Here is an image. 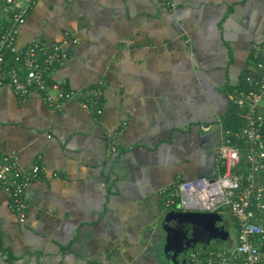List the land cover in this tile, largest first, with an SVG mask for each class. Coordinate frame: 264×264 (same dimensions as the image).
<instances>
[{
    "label": "crops",
    "instance_id": "1",
    "mask_svg": "<svg viewBox=\"0 0 264 264\" xmlns=\"http://www.w3.org/2000/svg\"><path fill=\"white\" fill-rule=\"evenodd\" d=\"M34 38L66 49L52 71L64 88L104 81L103 112L0 87V159L15 149L21 167L55 173L29 180L24 221L0 188L12 264H170L165 189L214 171L221 122L236 120L228 93L264 41V0H37L16 45Z\"/></svg>",
    "mask_w": 264,
    "mask_h": 264
},
{
    "label": "built area",
    "instance_id": "2",
    "mask_svg": "<svg viewBox=\"0 0 264 264\" xmlns=\"http://www.w3.org/2000/svg\"><path fill=\"white\" fill-rule=\"evenodd\" d=\"M36 1L0 0V87L10 85L20 97L37 90L56 108L79 99L102 114L103 80L64 88L52 78V71L68 57L61 42L34 38L17 47L19 27ZM252 56L253 72L245 74L243 84L228 93L241 110L242 123L233 129L221 122L214 171L181 179L165 189V207L229 213L235 220V240L190 248L187 264H264V41L253 44ZM40 174L51 177L55 173H48L41 161L21 167L15 149L0 159V188L9 193L19 221L26 215L25 188ZM0 264H12L9 250L1 243Z\"/></svg>",
    "mask_w": 264,
    "mask_h": 264
},
{
    "label": "water",
    "instance_id": "3",
    "mask_svg": "<svg viewBox=\"0 0 264 264\" xmlns=\"http://www.w3.org/2000/svg\"><path fill=\"white\" fill-rule=\"evenodd\" d=\"M219 212L168 209L162 218L163 256L175 262V256L201 243L222 242L227 239V228L218 217Z\"/></svg>",
    "mask_w": 264,
    "mask_h": 264
},
{
    "label": "rangeland",
    "instance_id": "4",
    "mask_svg": "<svg viewBox=\"0 0 264 264\" xmlns=\"http://www.w3.org/2000/svg\"><path fill=\"white\" fill-rule=\"evenodd\" d=\"M217 215H218L219 219L221 220V222L226 225L228 238H227V240L222 241V242H219V241L218 242H211L209 245H213V244H217V243L228 244V242L235 240V237H236L237 230L235 227L234 218L229 213H220V214L217 213ZM201 245H202L201 243H198V244H196V246L194 248H198Z\"/></svg>",
    "mask_w": 264,
    "mask_h": 264
},
{
    "label": "trees",
    "instance_id": "5",
    "mask_svg": "<svg viewBox=\"0 0 264 264\" xmlns=\"http://www.w3.org/2000/svg\"><path fill=\"white\" fill-rule=\"evenodd\" d=\"M233 107H234V109L231 110V114H232V112H234L233 114H235L234 116L236 118L235 122H233V120L229 119L226 122H224L223 124H224L225 127L236 129L242 123L241 114H240L241 110H240V108H238L237 105H234ZM236 109H238V112H237Z\"/></svg>",
    "mask_w": 264,
    "mask_h": 264
},
{
    "label": "flooded vegetation",
    "instance_id": "6",
    "mask_svg": "<svg viewBox=\"0 0 264 264\" xmlns=\"http://www.w3.org/2000/svg\"><path fill=\"white\" fill-rule=\"evenodd\" d=\"M189 249L190 248L186 249L183 252H180V254H177L175 256L176 264H187V252H188ZM168 261H169L170 264H173L171 259H169Z\"/></svg>",
    "mask_w": 264,
    "mask_h": 264
}]
</instances>
